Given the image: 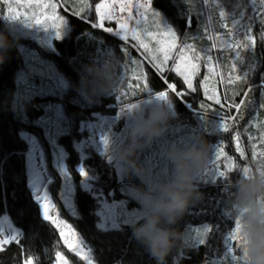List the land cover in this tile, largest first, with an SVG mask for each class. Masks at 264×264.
Returning <instances> with one entry per match:
<instances>
[{
    "label": "trees",
    "instance_id": "obj_1",
    "mask_svg": "<svg viewBox=\"0 0 264 264\" xmlns=\"http://www.w3.org/2000/svg\"><path fill=\"white\" fill-rule=\"evenodd\" d=\"M99 1L61 0L63 7L60 9L67 16L70 27L63 40L54 41V50L35 54L29 49L33 41L27 44L18 34L9 36L10 40L16 39V43L10 49L8 59L0 65V217L7 213L12 225L20 228L23 235L19 243L12 242L0 248V264H25L28 258H34L36 264H53L57 253H62L70 264H89L63 243L58 229L50 221L44 220L42 208L29 185V145L21 133L35 135L49 152L45 137L46 120L58 112L62 114L60 120L66 131L60 137V142L70 153L69 170L77 183L74 198L77 215L73 216L56 198L60 177L57 172H51L55 179L51 190L60 215L89 245L95 264H158L145 247L133 238L132 224L114 230L98 227L96 212L100 205L99 198L78 185L80 175L76 165L80 157L70 137L77 133L81 121L92 120L94 114L115 115L121 107L153 98L159 91L169 92L176 113L166 135L159 138L162 141L160 146L172 141L181 145L191 143L193 134L202 135L213 145L208 167L198 177L199 190L204 194V199L191 206L174 226L186 233L187 239L172 250L164 264H237L231 256L239 255L238 249L233 244V252L229 253L226 243L235 225V217L229 212L226 201L230 183L238 178L239 173L233 170L227 180L210 176L209 173L215 171L213 161L217 146L222 145L224 154L239 167H254L264 159L259 156L264 151V141L261 140L264 134V108L260 107L264 102V89L261 87L264 83V41L261 40L264 29L260 23L264 20V5L259 0L255 8L250 5V0H175V3L173 0H152V8L162 11L176 30V52L180 46L188 44L201 57L199 74L193 80L196 91L193 92L187 88L183 78L171 70L173 60L168 61L163 74L158 73L147 62L142 50L134 46L131 38L122 41L104 28L93 27L98 22L94 6ZM85 3L88 7H82ZM221 10L226 12L225 18L219 16ZM77 11L79 15L74 14ZM241 12L244 13L242 20ZM233 13L235 19L248 27V35L255 38L254 45L249 48L221 44V40L226 41L227 45L247 43L245 32L233 26ZM0 14H4V4L1 2ZM5 23V18H0V31L4 30ZM104 23L105 28L111 27L114 32L115 21ZM224 24L228 27L225 28ZM210 36L215 37V41L210 40ZM27 54L31 56L28 58ZM43 55L55 68L56 75L64 78L66 85H61L56 75H45L48 66L39 63ZM207 55L213 57L212 75L208 73ZM110 56L119 61V75L123 77L121 85L116 93L89 103L79 91L81 68L93 60L99 62ZM131 61L137 63L132 64ZM31 62L41 68L43 74H30L28 64ZM125 67L128 69L126 76ZM133 68L137 75H133ZM139 73H143V78ZM237 76L241 79L235 80ZM205 77H208L209 89L215 87L223 108L208 100L204 94L202 84ZM229 80L234 82L229 83ZM145 82L151 89L149 93L142 90ZM168 84H175L176 90L183 95L177 96L167 87ZM234 92L238 94L233 96ZM241 100L245 103L239 113L235 109L228 110V103H240ZM201 105L204 107L201 108ZM232 115H236L237 120L229 121V131H217L215 126L221 116ZM237 132L240 133V146L245 153L243 157L236 150ZM89 151L87 169L98 177V190L103 196L115 201L128 198L129 208L141 207L138 200L127 194L124 188L126 184L119 181L106 158L94 149ZM149 154L150 150L142 151L141 160L144 161L145 155ZM216 164L219 171H226L223 155ZM130 179L133 180L132 177ZM135 182L141 184L138 179ZM206 228H209L208 234H205Z\"/></svg>",
    "mask_w": 264,
    "mask_h": 264
},
{
    "label": "clouds",
    "instance_id": "obj_2",
    "mask_svg": "<svg viewBox=\"0 0 264 264\" xmlns=\"http://www.w3.org/2000/svg\"><path fill=\"white\" fill-rule=\"evenodd\" d=\"M18 23L7 19L0 31V65L15 46L16 39L9 36L17 31ZM119 68L114 56L84 64L79 91L85 101L91 103L116 93L121 85ZM162 92H157L153 101L136 103L138 107L128 112L132 120L124 141L108 140L109 150L122 163L125 175L141 181L131 187L141 205L140 221L131 225L132 235L158 264H164L172 250L187 239L186 233L174 226L191 206L203 201L198 177L206 171L213 150L212 143L193 134L191 143L170 142L164 152L168 162L164 167L157 170L141 162V152L166 135L176 115L169 95L157 98ZM227 192L228 210L240 225L238 253L243 264H264V159L232 180Z\"/></svg>",
    "mask_w": 264,
    "mask_h": 264
},
{
    "label": "rangeland",
    "instance_id": "obj_3",
    "mask_svg": "<svg viewBox=\"0 0 264 264\" xmlns=\"http://www.w3.org/2000/svg\"><path fill=\"white\" fill-rule=\"evenodd\" d=\"M0 2L4 4L3 15H7L8 13H7L6 5L9 2H14V0H0ZM20 2L25 3L26 0H20ZM44 2H49V0H44ZM50 2L57 4L58 6L56 9L57 16L63 17L68 22L67 16L60 9L61 7H63L61 0H50ZM101 2L102 0H100L97 4ZM132 2L134 5L132 9L134 19L129 22V26L136 27L135 19H139V15L135 5L137 3L146 2V0H132ZM96 5L94 6V11ZM155 10L159 11L162 14V17L168 22V24L176 32L168 17L162 11L157 9ZM20 11L24 12L25 9H20ZM32 11H34V9H27L28 17L25 19L24 22L33 23L34 26L28 27L27 25L18 23L17 31L14 34H18L22 36L26 40L25 43L27 44L30 41L31 42L33 41L34 44L31 45L29 49L33 50L35 54L41 53L40 51H44V50L46 51L54 50L55 49L54 41L55 40L60 41L65 38L67 29L70 27L69 23H67V26L65 28L61 27L60 30L63 33L61 36L58 37L55 32L56 29L51 27H48L46 29L44 25H36L35 21L31 19ZM44 12L50 13L51 10L45 9ZM117 14L125 15V16L127 15V13H119V11H117ZM40 15L43 14L41 13ZM96 15L98 17L97 13ZM6 20L7 19L5 18V21ZM153 20L154 18L151 16V13L149 12L146 18V26L148 27L149 31L157 32L158 29L156 25L153 23ZM118 28L119 26L116 23V29L114 30V32L117 31ZM104 29H105V23H104ZM154 44L155 41H152L150 46L154 47ZM33 47H35V49H33ZM178 51L179 49L177 50V52ZM177 52L176 50L173 52L174 57L177 54ZM30 56H31L30 54H27L26 57L29 58ZM39 63H42V66L43 65L48 66L47 67L48 70L47 73H45V75L48 74L50 77H52L58 74L55 73L56 72L55 68L49 65V62L47 61V58L44 55L41 56ZM28 67L30 74L31 73L33 75L43 74L41 68H37L38 66H35L33 62L28 64ZM56 76L58 82L61 85H66V81L64 80V78H62L60 75H56ZM153 100L154 97L150 99L142 100L140 102H147ZM60 115L62 114L58 112L55 114L54 117H49L46 120L47 125H45L46 128L45 137H46V142L48 144L49 152L46 151V149L43 147V145L35 135L28 134L25 132L21 133V137L25 139L29 145V151L27 154L29 185L36 200L39 202L40 206H41L40 200L42 197L47 196L51 200L52 203L50 206L49 214L54 218L63 221L66 225L70 226V232L72 234V239L74 244H76L78 247H81L83 251L78 254L76 251L70 249L64 243V238L61 237L63 243L74 253L81 256L87 263L91 261V264H95L91 257V250L89 245L83 240L81 235L72 228L71 223L60 215V210L58 208L57 203L55 202V198L51 190V185L55 181L51 172L55 171L58 173L60 177V187L59 190L57 191L56 198L60 200V202L63 204L64 208L68 213L72 214L73 216L77 215V209L74 201L75 194L77 191V183L75 181L74 176L69 170L68 158L70 153L65 148L64 144L60 142V137L66 134V131L63 130L64 127L61 124L62 120L60 119L62 117L60 118ZM131 120L132 117L127 112L122 114L121 110H119L117 114L112 116L94 114L92 120L81 121L78 125V128L76 129L77 133H75L74 135H72V137H70L71 143L74 149L78 152L80 157V161L76 165V170L80 175V180L78 185L82 189L89 191L94 197L99 198L100 205H99V209L96 212L98 216L97 224L98 227L103 230L119 229L123 225L134 224L140 221L141 207L136 206L135 208H129L128 198H124L121 201L106 199L105 196H103V194L98 190V185H97L98 177L87 169L88 164L86 163V160L90 156L89 154L90 149H94L96 153L101 154L103 157H105L108 164H110V166L114 169L119 181L122 184H126L124 188L127 194L137 200V198L133 195L131 191V187L132 185H139L135 182V179L138 178L132 177L133 180H131L128 176L125 175L123 171L122 163L113 156V154L109 150L108 143L107 144L105 143L106 139L107 141L109 139H112L114 141H124L126 139V128L128 124L131 122ZM160 143H162V141L158 139L151 147L145 149L148 151L150 150L151 154L145 155L146 159L144 161L141 160L142 152L140 154V160L142 163L157 170L161 167H164L168 163L164 155V152L169 144L164 143L163 146H160ZM57 229L60 233V229L59 228ZM13 230H18L23 235L22 230L12 225L9 215L5 213L0 217V234L8 235ZM66 231H69V229H66ZM208 231L209 228L208 229L206 228L205 234H208ZM59 254L63 257V261H61L57 257L56 261L53 264H70L67 258L62 253ZM27 260H30L32 264H36L34 258H28Z\"/></svg>",
    "mask_w": 264,
    "mask_h": 264
},
{
    "label": "snow or ice",
    "instance_id": "obj_4",
    "mask_svg": "<svg viewBox=\"0 0 264 264\" xmlns=\"http://www.w3.org/2000/svg\"><path fill=\"white\" fill-rule=\"evenodd\" d=\"M204 2H207V0H204ZM173 3H175V0H173ZM259 3L261 5H264V0H259ZM257 4V0H250V5L255 8ZM152 0H146V2L143 3H137L135 5L139 19H135V25L136 27H130L129 22L134 19L132 9L134 7L132 0H102L101 3L97 4L95 7V12L98 14V22L93 25V27L96 28H104V22L105 21H112L115 20L118 24L119 28L117 31L113 32V29L111 27L105 28L104 30L109 33H113L115 36L119 37L122 41H128L130 38L132 41L135 42V47L142 50V52L145 54V58L147 59V62L152 65L153 68L158 73L163 74L165 69V66L167 65L169 60H173V68L171 69L174 71L178 76L183 78V82L187 85L188 89H191L193 92L196 91L193 80L195 76L199 74L200 70V55L197 53V50L192 46L188 44H184L180 46L179 51L173 56V52L177 49V33L173 30V28L168 24V22L162 17V14L159 11H156L151 7ZM57 4L50 2H44V0H26L25 3H21L20 0H14V2H9L6 5L7 8V15L0 14V18H6L8 20L12 21H18L24 25H27L28 27H33V23H25V19L28 17L27 9H34L31 13V19L35 21L36 25H44V27L47 29L48 27L56 29V35L59 37L62 35V31L60 30L61 27L65 28L67 26V21L63 17L57 16L56 9ZM82 7H88V5L85 3ZM20 9H25L24 12H21ZM45 9H50L51 12L47 13L44 12ZM117 11L119 13H127V15H118ZM151 13V16L154 18L153 23L156 25L158 31L153 32L149 31L148 27L146 26V18L147 15ZM43 15H40V14ZM75 15H79V11L74 13ZM226 12L221 10L219 12V16L221 18L226 17ZM244 13H240L241 20L243 19ZM235 13H233V26L239 27L240 30H243L245 32V35L247 36V43L240 44L237 42L234 45H227L226 41L221 40V44L228 47H245L249 48L255 43V38L251 35H248V27L246 25H242L240 20H237L234 18ZM190 23V21H188ZM262 25V29H264V20L260 21ZM225 28L228 27L227 24L223 25ZM162 28V30H161ZM210 40L215 41V37L210 36ZM261 40L264 41V31H262L261 34ZM155 41V47L150 46L151 42ZM215 42L213 43V47H215ZM191 53V54H189ZM237 56H239V53H237ZM206 62L208 64V73L209 75L213 74V67H212V60L213 57L211 55H207L205 57ZM132 64H136L137 62L131 61ZM128 69L125 67L124 74L127 75ZM133 75H137L136 69H132ZM141 78H143V73H139ZM247 75V73H245ZM123 80V77H121ZM235 80L241 79L240 76H237L234 78ZM264 79V78H262ZM234 80H229V83H233ZM167 87L172 91L175 92L177 96H182L183 93L176 90L175 84H168ZM202 87L204 89V94L207 96V99L210 101H214L216 105H220L222 108L224 105L222 104V100L217 94L215 87H212V89H209V82L208 77L204 78ZM262 89H264V83L261 85ZM129 88L131 86L129 85ZM145 92H151V89L148 88L147 83L145 82L142 88ZM238 93H233V96L237 95ZM169 92L163 91L160 93V97L168 96ZM228 97L227 94H225V100L227 101ZM245 103L244 100H241L240 103H228L227 108L229 111L232 109H235L237 113L240 112V109L242 105ZM138 107L136 103H130L127 105V107H121V113L130 112L131 109ZM204 105H201V108H203ZM261 108H264V102L260 105ZM237 120L236 115L232 116H221L220 121L216 124V130L217 131H223L227 133L229 131L230 125L229 121L235 122ZM236 140V150L239 152L240 156L243 157L245 155L244 149L240 146V133L237 132L235 135ZM261 140L264 141V134L261 135ZM105 143L107 144V139L105 140ZM224 156L226 161V171H219V165L216 164V161H219L221 156ZM253 155H256V153H253ZM259 156L261 158H264V151H261L259 153ZM213 168L215 171H211L209 173L210 176L223 178L224 180L228 179V174L233 172V170H236L239 174L242 172L244 174H247L249 171H251L252 167L245 166V167H239L238 165H234L232 158L229 156H226L224 154L223 146H217L215 150V159L213 161ZM86 175V174H85ZM43 218L46 221H50L53 225H55L57 228L60 229V236L64 238V243L72 250L76 251L78 254L83 251L81 247H78L76 244H74L72 239V234L70 232V226L66 225L63 221H60L53 216H51L50 213V206H51V200L44 196L40 200ZM66 229H69V231H66ZM240 233V225L238 221H235V225L228 234L226 243L228 244V252H233V244H235V247L239 249L241 237L239 235ZM21 233L18 230H13L8 235H2L0 234V248L3 246L16 242L19 243V239L21 237ZM203 243V241H201ZM57 257L63 261V257L57 253ZM231 259L233 261H236L237 264H243V258L239 255H232ZM25 264H32L30 260H26ZM89 264H91V261H89Z\"/></svg>",
    "mask_w": 264,
    "mask_h": 264
}]
</instances>
